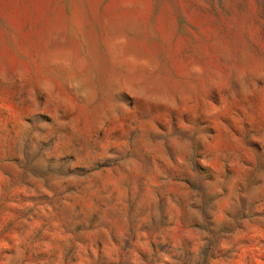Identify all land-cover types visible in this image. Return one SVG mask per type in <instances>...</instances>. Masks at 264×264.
Returning a JSON list of instances; mask_svg holds the SVG:
<instances>
[{
  "label": "rangeland",
  "instance_id": "obj_1",
  "mask_svg": "<svg viewBox=\"0 0 264 264\" xmlns=\"http://www.w3.org/2000/svg\"><path fill=\"white\" fill-rule=\"evenodd\" d=\"M0 264H264V0H0Z\"/></svg>",
  "mask_w": 264,
  "mask_h": 264
}]
</instances>
